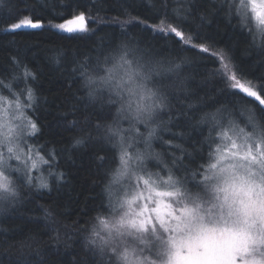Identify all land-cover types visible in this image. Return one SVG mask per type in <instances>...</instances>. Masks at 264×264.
Wrapping results in <instances>:
<instances>
[{"label":"snow or ice","instance_id":"obj_1","mask_svg":"<svg viewBox=\"0 0 264 264\" xmlns=\"http://www.w3.org/2000/svg\"><path fill=\"white\" fill-rule=\"evenodd\" d=\"M216 3L264 53V0ZM160 4L157 23L139 17L117 21L126 39L101 43L96 55L70 62L73 80L86 91L84 119L71 122L70 130L79 133L71 147L97 144L113 153L111 158L94 154L104 170L103 199L86 229L87 258L77 264H264V78L254 85L229 51L193 43L200 33L193 35L189 21L207 20L197 0ZM97 17L79 10L70 18L61 14L60 22H45L21 14L12 0H0V25L13 35L26 29L95 35L90 24L105 23ZM141 25L210 54L219 65L213 75L221 77L233 97L254 98L256 107L231 100L205 111L181 103L189 98L182 95L188 91L180 76L185 62L153 60L151 44L128 31ZM18 56H8L18 71L7 82L0 79V205L12 207L23 202L21 186L51 192L53 183L65 179L59 163L66 150L30 143L40 132L33 119L40 101L33 88L37 73ZM52 59L63 67L68 56L57 50ZM181 119L199 137L185 141L187 147L174 141L188 133L169 127H180ZM163 132L171 138L164 140ZM156 141L166 154L155 150ZM42 211L48 222L44 229L59 241L54 211ZM36 223L39 231V219ZM17 243L23 249L38 241L26 236ZM14 264L33 261L22 255Z\"/></svg>","mask_w":264,"mask_h":264},{"label":"trees","instance_id":"obj_2","mask_svg":"<svg viewBox=\"0 0 264 264\" xmlns=\"http://www.w3.org/2000/svg\"><path fill=\"white\" fill-rule=\"evenodd\" d=\"M23 15L43 17L45 22H60L62 14L70 18L71 14L83 10L88 14L98 13L105 23L91 25L96 28L95 35L69 34L55 29H26L25 34L13 35L3 31L6 25H0V79L7 82L14 68L8 59L17 55L27 66L37 73V83L33 85L40 98L33 119L40 127V132L33 139L45 148L54 147L66 150L60 158L59 170L64 172L65 179L59 184L53 183V190L36 192L21 186L22 203L15 207L0 205V264H14L22 255L27 256L33 264H77L87 258L85 240L90 229L92 218L96 215L103 199V169L94 154L111 158L110 150H101L97 144L84 148H72L71 141L78 132L72 131L71 122L82 121L86 114L81 103L86 99V91L79 81H74L70 74L71 60L83 59L96 55V47L103 43H119L126 39L121 35L117 21H126L130 17H139L149 24L157 23L156 15L160 10V0H12ZM200 11L207 15V20L199 18L189 21L188 27L193 35L200 33V39L193 43H204L213 50L229 51L233 63L246 79L257 85L264 78V53L253 46L248 32L242 29L235 19H231L219 10L216 0H197ZM132 36L151 44L150 56L164 63H185L180 76L185 79L187 100L195 108L203 107L205 111L214 110L228 101L235 100L238 105L255 108L258 102L244 94L232 96L227 85L221 83V77L214 76L218 63L210 54L203 53L190 45L178 44L172 36L152 33L143 25L129 28ZM143 46V44H142ZM62 50L68 60L63 67L53 62L52 57ZM240 73H238L239 75ZM237 91L238 90H234ZM88 111H91L90 109ZM191 112H189V115ZM94 118V117H93ZM168 119V117H165ZM177 121L173 119L172 124ZM172 127V132H186L184 140L175 143L188 146L192 139L199 138L190 128ZM127 126V125H125ZM69 129V130H66ZM164 140H169L168 132L162 133ZM157 152L165 153L160 141L154 142ZM166 154V153H165ZM50 183H52L50 181ZM54 211L60 240L53 239L54 233L44 229V212L42 207ZM39 219V231L37 230ZM26 236H35L38 243L31 248L21 249L18 241ZM70 237V238H69ZM53 249H59L53 253ZM89 264L91 261L89 260Z\"/></svg>","mask_w":264,"mask_h":264},{"label":"rangeland","instance_id":"obj_3","mask_svg":"<svg viewBox=\"0 0 264 264\" xmlns=\"http://www.w3.org/2000/svg\"><path fill=\"white\" fill-rule=\"evenodd\" d=\"M87 14H88V13H87ZM151 58H152L153 60H156V58H155L154 56H151ZM247 80H248V79H247ZM251 81L253 82L254 85H257L255 81H253V80H251ZM257 86H258V85H257ZM257 90H258V87H257ZM141 130L143 131V129H141ZM30 143H34L33 140L30 141Z\"/></svg>","mask_w":264,"mask_h":264}]
</instances>
